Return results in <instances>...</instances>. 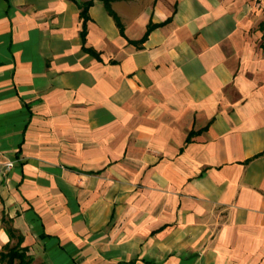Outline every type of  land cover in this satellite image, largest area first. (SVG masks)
<instances>
[{
    "label": "crops",
    "instance_id": "0c3cea01",
    "mask_svg": "<svg viewBox=\"0 0 264 264\" xmlns=\"http://www.w3.org/2000/svg\"><path fill=\"white\" fill-rule=\"evenodd\" d=\"M12 251L264 264V0H0Z\"/></svg>",
    "mask_w": 264,
    "mask_h": 264
},
{
    "label": "trees",
    "instance_id": "16d2710c",
    "mask_svg": "<svg viewBox=\"0 0 264 264\" xmlns=\"http://www.w3.org/2000/svg\"><path fill=\"white\" fill-rule=\"evenodd\" d=\"M89 4H83L81 5L82 6V14L84 15L86 10H87V7H88ZM108 9V8H107ZM110 12V11H109ZM111 15L114 17V19L116 20V17L111 13ZM9 236H11V233H10V230H7ZM21 255L17 252V251H12L10 252L7 256H6V259H7V264H13V261L15 258H19V264H28V261H26L25 259H22L20 257Z\"/></svg>",
    "mask_w": 264,
    "mask_h": 264
},
{
    "label": "built area",
    "instance_id": "2783aa9c",
    "mask_svg": "<svg viewBox=\"0 0 264 264\" xmlns=\"http://www.w3.org/2000/svg\"><path fill=\"white\" fill-rule=\"evenodd\" d=\"M11 168V164L5 165V169L9 170Z\"/></svg>",
    "mask_w": 264,
    "mask_h": 264
},
{
    "label": "water",
    "instance_id": "95a60500",
    "mask_svg": "<svg viewBox=\"0 0 264 264\" xmlns=\"http://www.w3.org/2000/svg\"><path fill=\"white\" fill-rule=\"evenodd\" d=\"M77 2L79 1V0H76Z\"/></svg>",
    "mask_w": 264,
    "mask_h": 264
}]
</instances>
